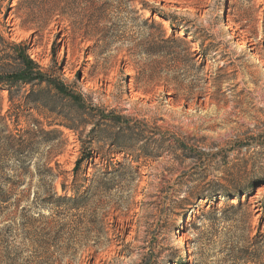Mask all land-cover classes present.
I'll return each mask as SVG.
<instances>
[{
  "label": "rangeland",
  "instance_id": "obj_1",
  "mask_svg": "<svg viewBox=\"0 0 264 264\" xmlns=\"http://www.w3.org/2000/svg\"><path fill=\"white\" fill-rule=\"evenodd\" d=\"M93 1L112 5L109 15L116 25L105 26L111 47L99 58L102 74L95 78L90 74L98 66L93 51L85 58L94 41L78 40L73 45L69 38L82 21L79 10L72 20L53 22L34 34L39 25L42 27L41 22L23 28V19L31 9H50L59 1L0 0V37L9 43L25 44L31 59L50 70L55 78L66 79L70 89L85 101V109L78 113L69 114L63 109L77 126L82 123L77 132L61 126L67 122L45 110L41 115L32 112L46 131L57 129L64 133L59 143L39 145L35 161L42 165L50 155H58L52 163L59 175L55 182L58 194H62V184L67 186L69 196L73 194L69 188L80 157V139L86 140L103 114L121 118L120 127L107 122L95 133H137L143 139L132 157L114 155L112 165H132L137 173L129 171L123 179H115L111 192L96 190L93 208L97 212L56 218L68 224L105 213L106 234L89 232L91 227L88 231L85 227L81 234L74 233L83 245L63 250L55 259L62 264H165L167 257L175 255L182 264H264V0H145L166 14L184 19L190 31L187 42L191 52L182 44L170 43L155 56H147L144 50L154 47L159 40L157 32L141 29L140 21L134 22L135 17L124 6L125 0H60V4L84 9ZM139 1L135 0L133 8L139 6ZM139 15L151 17L146 11H139ZM154 18L171 36L170 23L166 28L164 20L158 15ZM60 27L67 30L63 36L67 39L63 45L58 41L54 57L53 45ZM192 35L199 39L198 43L193 42ZM184 36L183 31H178L175 37ZM9 64L2 62L6 67ZM79 71L83 72L81 80L77 78ZM29 92L28 87L16 94L20 98ZM60 105L67 104L60 101ZM7 109L6 102L4 111ZM86 121L91 124L85 125ZM28 127L23 122L22 128ZM143 145L146 148L138 150ZM151 151L155 153L152 158H142L139 165L133 162V157H144ZM12 165L11 151L0 144V169L10 174ZM104 165L95 159L89 167V177L97 180ZM36 170L34 164L32 174ZM28 180L34 188L39 183L36 174ZM254 181L256 188L251 190ZM183 184L186 186L180 195L171 190ZM243 186L248 187L249 196L240 197L243 204L237 215H220L214 221L213 213L207 220L202 212L209 206H201V201L194 202L187 211H179L180 216L167 211L179 199H192L190 188L208 191L222 207L226 200L217 192L231 190L237 194ZM230 204L236 205L237 198ZM230 216L232 220L228 221ZM249 238H255L253 243L247 241ZM232 249L248 251L258 262L237 261Z\"/></svg>",
  "mask_w": 264,
  "mask_h": 264
},
{
  "label": "trees",
  "instance_id": "obj_2",
  "mask_svg": "<svg viewBox=\"0 0 264 264\" xmlns=\"http://www.w3.org/2000/svg\"><path fill=\"white\" fill-rule=\"evenodd\" d=\"M57 1H59L58 5L50 9L39 12L35 8L31 9V14L27 19H23L22 27L29 28V24L41 22L42 27L39 25V30L34 33L37 34L53 22L60 23V21H65L66 18L72 20L79 10L82 13V21L80 24L77 23L78 28L71 31L69 38L73 45L78 40H81V42L94 41V46L87 48L85 58L87 60L88 53L93 51L92 54L96 65H98L99 58L111 47V37L105 26L112 24L109 15L112 5L101 2L97 4L93 1L90 7L77 9L73 4L71 6L67 5L65 8L61 7L60 0ZM134 3L135 0L124 1V6L130 12L129 14L135 17L133 21H140L141 29L150 32L156 31L159 39V42L155 41L153 44L154 47L144 50L147 56L159 55L162 50L165 51L170 43L182 44L188 52H191V47L187 42L190 31L184 19L166 14L158 6H150L145 0L139 1V6L136 7L140 9L137 11V8H133ZM22 5L20 6V12L24 10ZM31 6L32 4H29L28 8H31ZM24 7H26L25 1ZM139 11L149 12L151 17L141 18ZM156 15L161 20L170 23L171 36H168L162 23L154 18ZM112 25L115 28L116 25ZM178 31H183L185 36L182 38L175 37ZM66 32L67 30L62 31L60 27L59 33L55 36L54 57L56 56L58 41L61 40L63 45L67 39V37H63ZM151 36L149 35V39L153 38L155 40ZM193 42L198 43L199 39L193 36ZM61 43H59V46ZM200 47L204 49L202 44H200ZM99 50L102 52L96 54ZM3 61H9V67L2 65ZM86 63H89V61H86ZM54 64L56 67L58 66L56 61H54ZM7 68H11L12 71L6 70ZM59 68L62 71V68ZM99 69V65L95 66L90 74H93L94 78L100 76L102 73ZM77 78L78 80L83 79L82 71L77 72ZM28 87L30 92L19 98L16 93H20ZM36 88L37 90H35ZM5 92L8 93L6 98L3 97ZM60 101L67 105L61 107ZM6 102L8 103V109L5 112ZM84 102L82 95L70 89L66 79L55 78L51 75L50 70L42 69L38 63L31 59L28 54V47L25 44L9 43L3 37H0V144L6 150L11 151L13 157V165L9 169L10 174H6L3 169H0V264H62L55 259L57 254H60L63 250L70 251L83 245V242L74 236V233L81 234L85 227L86 231H88V227H91L89 232L96 230L99 235L106 234L107 223L105 219L107 215L105 213H95L90 220L84 221L81 219L68 224H61L56 221V218L62 215H73L74 213L97 212L93 208L96 190L104 193L111 192L115 188V179H123L125 173L129 171L137 173V168L132 165H129V167H115V165H112L114 155L132 157V152L137 151L138 146L143 144L142 137L137 133H95L97 127L101 124H107V122L120 127L121 118L103 114L101 121L93 125L86 140L80 139L82 144L80 157L77 159L72 171V187L69 188V191L73 193L71 196L68 195V188L65 184L61 185L62 194H58L55 188V182L59 175L55 173L52 163L58 155L54 157L50 155L42 165L35 163L39 154L38 146L42 143L48 146L59 143L64 133L57 129L46 131L43 123L38 119H34L33 110L40 115L45 110V112L56 116L57 119H63L67 122L62 123L61 126L77 132L82 123L77 126L74 119H70L68 115H65L63 109L69 110V114L78 113V111L85 109ZM23 122L29 125L27 129L22 128ZM86 124L91 123L86 121ZM56 126L60 125L56 124ZM122 130L123 128H121ZM39 137H41V140H38ZM145 148L146 146L143 145L138 150L143 151ZM105 149H108V151L105 152ZM154 154L151 151L147 152L144 157L138 155L133 157V162L139 165L142 158H152ZM95 159H99L102 164H105L97 180L89 177V167ZM34 164L37 167L35 174L39 178L36 188L28 180V178L31 179L35 175L31 171ZM55 167L59 168L57 161H55ZM132 180L134 181L135 178ZM252 183L250 185L251 190L256 188L255 181ZM101 184L105 185L103 186L104 189L98 188ZM184 186L186 184L179 186L178 190L172 188L171 190L180 195ZM188 190L192 199L175 201L173 206L168 208L169 213L180 216L179 211H187L195 203L201 201L203 202V204H200L201 206H209V209L202 212L203 216L209 220V216L214 213V221H218L216 218L220 215L228 216L230 213L237 215L243 204L240 197L249 196L247 186L238 189L237 194L231 190L218 191L217 195L226 200L224 206L218 207L219 200L214 199V195L208 193V191L198 192V190L191 188ZM163 191L166 190L162 189ZM234 198H237L236 205L230 204V200ZM196 205H199V203ZM227 220H232V217ZM68 234L69 238H66ZM86 238L88 237H85V241ZM254 240L255 238H249L247 241L251 244ZM231 253L237 261L253 260L255 263L258 262V259H253L248 251L238 252L232 249ZM174 263L182 264L180 258L175 255H171L165 260V264Z\"/></svg>",
  "mask_w": 264,
  "mask_h": 264
},
{
  "label": "bare ground",
  "instance_id": "obj_3",
  "mask_svg": "<svg viewBox=\"0 0 264 264\" xmlns=\"http://www.w3.org/2000/svg\"><path fill=\"white\" fill-rule=\"evenodd\" d=\"M164 26H165L166 28L169 27V22L165 21V22H164Z\"/></svg>",
  "mask_w": 264,
  "mask_h": 264
},
{
  "label": "water",
  "instance_id": "obj_4",
  "mask_svg": "<svg viewBox=\"0 0 264 264\" xmlns=\"http://www.w3.org/2000/svg\"><path fill=\"white\" fill-rule=\"evenodd\" d=\"M165 21V20H164Z\"/></svg>",
  "mask_w": 264,
  "mask_h": 264
}]
</instances>
